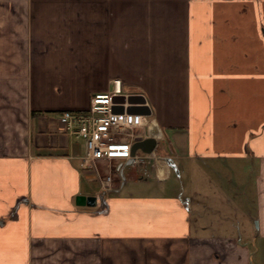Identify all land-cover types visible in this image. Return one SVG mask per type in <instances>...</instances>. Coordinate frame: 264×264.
<instances>
[{"label":"crops","instance_id":"crops-1","mask_svg":"<svg viewBox=\"0 0 264 264\" xmlns=\"http://www.w3.org/2000/svg\"><path fill=\"white\" fill-rule=\"evenodd\" d=\"M116 77L157 113L155 154L132 163L151 194L59 123ZM250 152L264 171V0H0V264H264V175L241 224L228 192L194 218L200 192L169 187Z\"/></svg>","mask_w":264,"mask_h":264},{"label":"rangeland","instance_id":"rangeland-1","mask_svg":"<svg viewBox=\"0 0 264 264\" xmlns=\"http://www.w3.org/2000/svg\"><path fill=\"white\" fill-rule=\"evenodd\" d=\"M156 116L157 113L154 110L150 118H156ZM251 152L250 156L252 157L248 160H244L243 164H241V161L239 160L235 162H221L220 160H216L215 162H218L219 165L207 161V163L203 164V169H205V166L206 172H203V169L198 168V166L194 165V168L192 169V166L190 167V165H187L189 174L181 173V175H179L178 173L175 174V172H173V178L170 182H167L170 184L169 187L178 186L189 194H192L194 190L200 192L199 201L201 202V205L192 208V215L194 218L199 217L201 214L207 218L213 219L214 216H221V212H223V216L226 218L228 224L232 223V221L230 222L231 218L232 220H236L235 222L241 224L242 222H245V214L242 211V204L245 203L247 196L245 197L244 194L246 193L253 202H257L256 191L261 182V175H264V171L261 169V157H255L254 153L252 155ZM126 161L127 160L123 161L124 166L122 168L123 176L125 177V181H127L122 188L124 192L133 191L138 195L151 194V191L163 186L157 178L147 174L148 166L146 164H126ZM213 166L216 168V172L212 170L214 169ZM130 173H133V178H130ZM222 191L228 192L231 195L233 202H230L231 198L229 197V202L226 204L227 206H225L220 212L214 207V203H219L221 200H224V197L220 195L222 194ZM237 206L238 208H236ZM233 215L234 217H232ZM212 230V228H209V231Z\"/></svg>","mask_w":264,"mask_h":264},{"label":"built area","instance_id":"built-area-1","mask_svg":"<svg viewBox=\"0 0 264 264\" xmlns=\"http://www.w3.org/2000/svg\"><path fill=\"white\" fill-rule=\"evenodd\" d=\"M112 82V89L93 95L86 109L63 110L59 116L60 126L68 135L86 140V164L99 159L131 158L133 163H143L155 153L132 156V147L137 137L147 136L152 121L146 114L128 112L130 103L127 101L115 100V97H127L129 93L121 78L116 77ZM121 107L124 112H120ZM107 180L110 181L111 176H107Z\"/></svg>","mask_w":264,"mask_h":264},{"label":"water","instance_id":"water-1","mask_svg":"<svg viewBox=\"0 0 264 264\" xmlns=\"http://www.w3.org/2000/svg\"><path fill=\"white\" fill-rule=\"evenodd\" d=\"M117 100H125V97H116ZM146 97L142 94H136V93H131L128 97V101L132 102V103H145L146 102ZM115 110H117L115 108ZM120 112H124V109L121 107L120 108ZM128 112L130 113H145L147 115H151L152 114V110L149 106H130L128 108ZM156 125H158V123L155 121L154 123H152V125L148 128V133L149 136L145 139H143L142 137H137L136 138V142L134 143L133 147H132V156L136 155V152L138 150H141L144 153H152L158 143V133H159V129L156 128ZM158 135V136H157ZM133 163V159H128L127 164H132ZM97 201V197L96 196H86V195H78L76 198V203L78 205H93L95 204Z\"/></svg>","mask_w":264,"mask_h":264},{"label":"bare ground","instance_id":"bare-ground-1","mask_svg":"<svg viewBox=\"0 0 264 264\" xmlns=\"http://www.w3.org/2000/svg\"><path fill=\"white\" fill-rule=\"evenodd\" d=\"M131 93H129V95H130ZM129 95L127 96V97H125V96H123V97H125V100H123V102H125V101H127L128 103H130V106H149L150 108H151V106H150V104H149V102H148V100H146V102L145 103H142V102H140V103H132V102H129L128 101V97H129ZM145 96V95H144ZM117 97H120V96H117ZM122 97V96H121ZM146 97V96H145ZM147 99V98H146ZM115 100H117L116 99V97H115ZM120 101H122V100H120ZM147 102H148V104H147ZM152 110V109H151ZM141 114H145V113H141ZM147 115V114H146ZM149 117H151L152 116V114L151 115H148ZM151 119V118H150ZM151 121H152V119H151ZM152 125V122H151V124L149 125V127ZM148 127V128H149ZM149 136V133L147 132V136L146 137H142L143 139H145V138H147ZM136 142V141H135ZM137 154H140L138 151L136 152V155ZM141 155V154H140Z\"/></svg>","mask_w":264,"mask_h":264}]
</instances>
